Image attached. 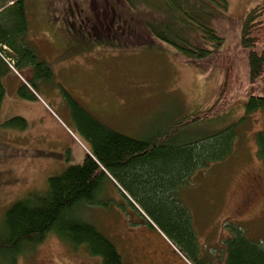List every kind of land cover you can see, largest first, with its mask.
Segmentation results:
<instances>
[{
    "label": "rangeland",
    "instance_id": "obj_1",
    "mask_svg": "<svg viewBox=\"0 0 264 264\" xmlns=\"http://www.w3.org/2000/svg\"><path fill=\"white\" fill-rule=\"evenodd\" d=\"M203 2L217 11L211 26L223 44L207 59L189 65L145 31L138 20L148 11L138 13L147 8L144 3L132 12L124 0H25L27 40L53 75L37 86L26 83L29 68L1 77L0 222L14 201L34 190L43 192L48 177L86 159L89 142L76 125L64 90L103 124L139 139L174 126L183 140L235 124L228 157L189 174L177 197L188 209L199 251L214 264H224L220 249L230 235L228 224L240 227L246 238L264 242V164L255 139L264 129V110L246 113L242 105L250 92L264 96V66L250 83L247 52L240 42L244 19L257 8L255 50L264 56V0ZM125 13L138 15L137 22L125 23ZM22 83L35 97L19 95ZM209 109L220 112L208 115L207 124ZM193 111L204 121L184 123ZM17 117L25 120L23 127L8 125ZM102 189L106 203L78 212L115 243L124 264L194 263L149 227L116 180L106 181ZM18 258V264H102L83 245L74 248L53 232Z\"/></svg>",
    "mask_w": 264,
    "mask_h": 264
},
{
    "label": "trees",
    "instance_id": "obj_2",
    "mask_svg": "<svg viewBox=\"0 0 264 264\" xmlns=\"http://www.w3.org/2000/svg\"><path fill=\"white\" fill-rule=\"evenodd\" d=\"M124 1L131 10L142 8L139 3H144L147 8L138 13L148 10L147 13L142 19L133 13L134 18L142 20L149 35L170 45L179 61L196 64L223 44L211 26L217 11L203 0H158L160 3L156 4L150 0ZM223 3L219 6L224 7ZM255 9L245 17L240 38L247 52L250 83L258 78L264 66V56L255 50L258 32L254 28L260 13ZM25 10V0H0V103L5 92L1 77L11 71L10 64L16 71L29 68L30 80L25 79L29 85L37 86L39 81L50 80L53 75L51 66L27 40ZM125 14V23L137 22L132 14ZM27 87L22 83L19 95L35 97ZM62 92L90 150L83 163L69 165L63 172L48 177L43 192H28L5 210L0 222V264H18V257L43 241L49 232L74 248L83 245L90 255L98 256L102 264H124L115 243L78 212L80 207L104 203L102 187L112 178L128 204L151 229L163 233L184 257L190 258L193 264H214L211 257L199 251L192 219L177 197V190L197 168L228 157L236 136L235 124L183 140L175 135L174 126L139 139L116 132L83 110L64 90ZM242 105L246 113L264 110V96L250 92ZM211 111L213 109L206 110L207 124L213 114ZM199 113L193 111L183 122L204 121L205 117ZM9 123L23 127L25 120L17 117ZM255 139L258 156L264 164V129ZM227 226L230 235L223 239L220 249L223 263L264 264V242L246 238L237 225Z\"/></svg>",
    "mask_w": 264,
    "mask_h": 264
},
{
    "label": "flooded vegetation",
    "instance_id": "obj_3",
    "mask_svg": "<svg viewBox=\"0 0 264 264\" xmlns=\"http://www.w3.org/2000/svg\"><path fill=\"white\" fill-rule=\"evenodd\" d=\"M29 73V72H28ZM29 75H30V73H29ZM170 247H171V245H169ZM172 248V247H171ZM173 252H175V251H173ZM175 255H176V257H179L180 255L179 254H177L176 252L174 253ZM164 257L166 258V252H164ZM182 257L180 256V259H181ZM182 260H183V258H182ZM164 261H166V259H164ZM167 262V261H166ZM183 262L185 263V264H188L187 262H185L184 260H183Z\"/></svg>",
    "mask_w": 264,
    "mask_h": 264
},
{
    "label": "built area",
    "instance_id": "obj_4",
    "mask_svg": "<svg viewBox=\"0 0 264 264\" xmlns=\"http://www.w3.org/2000/svg\"><path fill=\"white\" fill-rule=\"evenodd\" d=\"M10 66L12 67V64H10Z\"/></svg>",
    "mask_w": 264,
    "mask_h": 264
}]
</instances>
